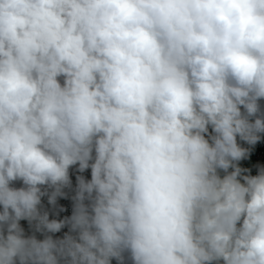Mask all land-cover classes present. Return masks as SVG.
I'll use <instances>...</instances> for the list:
<instances>
[{"label": "clouds", "instance_id": "9594fccd", "mask_svg": "<svg viewBox=\"0 0 264 264\" xmlns=\"http://www.w3.org/2000/svg\"><path fill=\"white\" fill-rule=\"evenodd\" d=\"M262 101L264 0H0V264H264Z\"/></svg>", "mask_w": 264, "mask_h": 264}, {"label": "trees", "instance_id": "16d2710c", "mask_svg": "<svg viewBox=\"0 0 264 264\" xmlns=\"http://www.w3.org/2000/svg\"><path fill=\"white\" fill-rule=\"evenodd\" d=\"M61 80H62V78H61ZM261 103L264 104V101H262ZM241 143H242V146L251 147L252 156H253L254 146H248L244 142H241ZM70 173H71V178H72V189H65V192H67V198H58L56 207H53L52 205H49L47 203V197L42 198V203H43L44 209L49 211L50 219H52V218L62 219L64 216H68L71 214V210H72L71 197H72V195H74L73 189L75 188V185H76V181H75L76 175H83L86 179H91V170L90 169L86 170L84 173H79L75 170V168H73L72 170H70ZM14 186L20 187L21 183L15 182ZM60 207H63L65 210L63 212H59ZM0 210H2V206H0ZM57 213H58V215H57ZM21 224L25 228L26 234L31 235L32 230L29 228L27 221H21ZM65 232H68L67 227L62 229L61 232L53 234L54 238H62ZM36 236L38 239H43V235L40 233H36ZM112 264H116V261L113 260Z\"/></svg>", "mask_w": 264, "mask_h": 264}, {"label": "built area", "instance_id": "2783aa9c", "mask_svg": "<svg viewBox=\"0 0 264 264\" xmlns=\"http://www.w3.org/2000/svg\"><path fill=\"white\" fill-rule=\"evenodd\" d=\"M264 143V140L258 143V145L254 146V152H253V161L260 162V154L256 151L257 147H259V144ZM261 166H264V162L261 163ZM257 172V167L252 166V172L251 174L255 175Z\"/></svg>", "mask_w": 264, "mask_h": 264}, {"label": "crops", "instance_id": "0c3cea01", "mask_svg": "<svg viewBox=\"0 0 264 264\" xmlns=\"http://www.w3.org/2000/svg\"><path fill=\"white\" fill-rule=\"evenodd\" d=\"M252 160H253V156L250 157V160L249 161L242 162L243 163V166H251V161Z\"/></svg>", "mask_w": 264, "mask_h": 264}, {"label": "rangeland", "instance_id": "374dc122", "mask_svg": "<svg viewBox=\"0 0 264 264\" xmlns=\"http://www.w3.org/2000/svg\"><path fill=\"white\" fill-rule=\"evenodd\" d=\"M253 161V160H252ZM242 166H243V164H242Z\"/></svg>", "mask_w": 264, "mask_h": 264}]
</instances>
